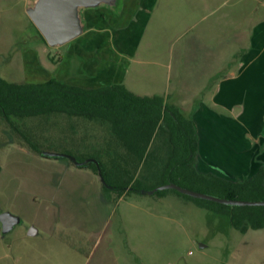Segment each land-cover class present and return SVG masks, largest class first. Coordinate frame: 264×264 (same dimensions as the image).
<instances>
[{
    "label": "rangeland",
    "instance_id": "374dc122",
    "mask_svg": "<svg viewBox=\"0 0 264 264\" xmlns=\"http://www.w3.org/2000/svg\"><path fill=\"white\" fill-rule=\"evenodd\" d=\"M36 1L20 0L22 14L10 27L16 41L12 55L17 46L20 63L23 58L26 61L14 80L17 83L55 78L67 84L95 80L93 86L100 87L115 81L116 74L107 73L114 64L124 68L123 77L133 90L132 85L144 84L139 82L140 60L150 62L149 71L158 62L164 78L173 79L175 65L184 73L189 39H223L233 33L235 19L246 27L249 20L264 17V0H210L207 4L203 0H113L79 9L82 34L51 47L28 16ZM2 31L5 35L8 27L2 26ZM31 48L34 67L27 51ZM177 52L181 60L176 59ZM41 62L48 68L47 75L32 76ZM108 76L115 78L108 80ZM30 144L40 152L64 156L45 157ZM16 148L22 161L11 178L5 175L2 180H12L17 194L13 193V200L3 199L0 209L20 221L0 234V264H14L18 259L19 264L29 260L39 264L40 250H44V264H264L262 233L254 231L245 237L222 214L172 194L159 198L148 194L149 190L105 192L99 171L90 161L98 158L109 170L108 159L124 151L108 124L100 120L51 114L12 118L9 125L0 118V155ZM25 157L29 162H23ZM69 157L86 164L77 166ZM259 157L264 161V155ZM203 164L198 168L224 176L221 169ZM31 228L37 235H28ZM256 241L259 247L242 250L243 242Z\"/></svg>",
    "mask_w": 264,
    "mask_h": 264
},
{
    "label": "crops",
    "instance_id": "0c3cea01",
    "mask_svg": "<svg viewBox=\"0 0 264 264\" xmlns=\"http://www.w3.org/2000/svg\"><path fill=\"white\" fill-rule=\"evenodd\" d=\"M19 3L20 0H0V78L12 83H17L14 80L20 70H24L23 65L26 64L24 58L20 63L17 46L16 52L12 55L16 41L13 39V33H10V27L13 25V20H18L22 14ZM207 3H210V0H203V4ZM251 20L244 27L243 22L239 21L237 24L235 19L233 33L223 39H209V41L200 37L189 39L187 55L184 58L187 60L184 73L179 70V64L175 65L173 79L164 78L158 62H156L158 67L149 71L148 60L138 62L139 82L144 84L132 85L135 91L130 90V86L126 84V76L123 77L124 68L119 65L115 67L111 64L110 69L107 70L108 75L116 74V78L111 76L106 78L108 80L115 78V81L108 85L122 84L129 92L140 97L163 96L169 105L177 108L183 116L190 118L195 125L198 138L196 170L202 174H209L211 173L209 169L198 168L199 163L206 164H203L204 167L215 166L221 169L224 176L211 174L231 181L251 178L261 166H264V161L257 159L264 155V17L252 20V23ZM2 26L8 27L5 35ZM244 28H247L245 34ZM32 50L33 48L27 51L30 60H33L31 65L34 67L36 56L33 57L34 53L29 52ZM9 51L11 52L8 56ZM176 59H182L178 52ZM69 66H72L71 62ZM47 69L41 62L39 67L34 69L36 73L32 76L45 77ZM95 69L98 68L95 66ZM48 80L49 78L30 83H42ZM94 81L78 80L70 85L97 88L92 84ZM18 150L16 148L15 152L9 153L5 151L0 155V205L4 202L3 199L13 200V193L17 194V190L14 191L13 181L2 178L5 175L11 178L16 167L20 165L22 158H19ZM25 158L23 162H29L28 157ZM21 165L25 166L23 163ZM167 194L181 198L172 192L157 196L163 198ZM3 211L4 209H0V214ZM224 216L228 219L226 215ZM40 226L44 228V224ZM230 227L232 228L231 225ZM254 231L261 232L262 235L259 237H264V228L249 229L245 233L237 232L246 237L251 233L254 234ZM34 235H37V230ZM242 244H244L242 250L252 251L253 246L259 247L257 241L248 243L250 248L246 242ZM27 253L30 255L29 251ZM43 253L44 250L39 251L41 258L39 264L45 263ZM34 263L35 261L30 260L26 262V264ZM14 264H19V259L14 260Z\"/></svg>",
    "mask_w": 264,
    "mask_h": 264
},
{
    "label": "trees",
    "instance_id": "16d2710c",
    "mask_svg": "<svg viewBox=\"0 0 264 264\" xmlns=\"http://www.w3.org/2000/svg\"><path fill=\"white\" fill-rule=\"evenodd\" d=\"M51 114L108 124L111 135L124 153L108 156L111 158L108 159L109 170L96 159L105 192L110 189L118 192V189L119 195L121 190L139 193L174 183L223 199L264 201V166L251 178L240 181L196 170L198 138L195 125L169 105L163 96L140 97L122 84L83 88L55 78L42 83H12L0 78V118L9 125H12V118ZM30 147L42 154L34 145L30 144ZM90 166L97 171L95 165ZM167 192L194 203L198 208L226 215L232 228L240 233L264 228V206L230 207L194 199L175 190L158 191L157 195Z\"/></svg>",
    "mask_w": 264,
    "mask_h": 264
},
{
    "label": "water",
    "instance_id": "95a60500",
    "mask_svg": "<svg viewBox=\"0 0 264 264\" xmlns=\"http://www.w3.org/2000/svg\"><path fill=\"white\" fill-rule=\"evenodd\" d=\"M113 0H37L34 7L28 11V16L44 38L49 46H62L82 33L80 20L78 18V10L80 8L95 7L99 4H110ZM45 157H63L64 155L42 152ZM68 157V156H67ZM77 166H84L86 163H78L72 157H69ZM99 171L100 166L97 160H91ZM102 183H104L101 178ZM109 187V186H106ZM163 190H175L178 193L200 200L211 201L230 207H256L264 206V201H242L223 199L214 195L199 193L183 188L174 183H168L158 186L147 191L148 194H154ZM142 192V191H141ZM19 218L9 212L0 214L1 233H8L16 224L19 223ZM36 234V229L31 228L28 235Z\"/></svg>",
    "mask_w": 264,
    "mask_h": 264
}]
</instances>
